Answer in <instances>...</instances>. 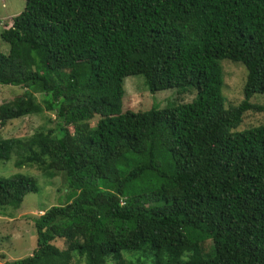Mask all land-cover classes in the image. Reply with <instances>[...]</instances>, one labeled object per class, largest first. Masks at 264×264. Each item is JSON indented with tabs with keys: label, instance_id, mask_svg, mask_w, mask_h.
<instances>
[{
	"label": "trees",
	"instance_id": "trees-1",
	"mask_svg": "<svg viewBox=\"0 0 264 264\" xmlns=\"http://www.w3.org/2000/svg\"><path fill=\"white\" fill-rule=\"evenodd\" d=\"M1 38L0 85L25 93L0 126H55L0 139V162L68 189L34 221L32 255L6 264H264V125L241 130L264 113V0H26ZM226 60L247 70L229 107ZM131 76L194 99L124 111ZM39 191L0 178V207Z\"/></svg>",
	"mask_w": 264,
	"mask_h": 264
},
{
	"label": "rangeland",
	"instance_id": "rangeland-1",
	"mask_svg": "<svg viewBox=\"0 0 264 264\" xmlns=\"http://www.w3.org/2000/svg\"><path fill=\"white\" fill-rule=\"evenodd\" d=\"M26 7V0H0V52L7 54L9 44L1 38V33L12 26L15 17L21 14ZM237 64V65H236ZM231 64V61L223 62L225 70L224 95L226 106L239 104L243 101V88L246 82L247 70L240 63ZM240 65V66H239ZM143 76H131L124 80L126 95L123 99L124 111H139L150 109L155 103L162 107L177 103H189L194 99V94H180L172 90H155L148 88ZM25 90L20 87L0 85V106L22 96ZM176 94V96H175ZM35 104H40V95L35 96ZM252 103L264 106V95H255ZM99 117L95 120L97 121ZM54 115L44 113L42 115L27 116L6 128L0 126V139L9 137L17 132L19 136H29L37 129L45 126L54 128ZM264 125V113L249 112L244 117L241 130ZM71 131H73L71 129ZM14 175L34 177L40 191L28 194L22 205L18 208L0 207V264L10 263L31 256L36 247V228L34 221L47 210L56 205L65 204L68 200V189L58 185V180H50L36 167L17 168L15 157L8 162H0V178H9ZM60 183V181H59ZM62 246V244H58ZM142 254H138L136 259Z\"/></svg>",
	"mask_w": 264,
	"mask_h": 264
}]
</instances>
